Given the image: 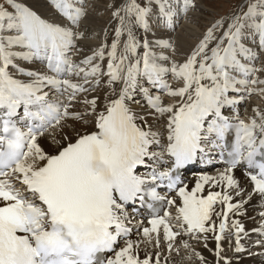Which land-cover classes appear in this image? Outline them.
Wrapping results in <instances>:
<instances>
[{
	"label": "snow or ice",
	"instance_id": "snow-or-ice-1",
	"mask_svg": "<svg viewBox=\"0 0 264 264\" xmlns=\"http://www.w3.org/2000/svg\"><path fill=\"white\" fill-rule=\"evenodd\" d=\"M205 11L0 0V264L264 256V0Z\"/></svg>",
	"mask_w": 264,
	"mask_h": 264
},
{
	"label": "bare ground",
	"instance_id": "bare-ground-1",
	"mask_svg": "<svg viewBox=\"0 0 264 264\" xmlns=\"http://www.w3.org/2000/svg\"><path fill=\"white\" fill-rule=\"evenodd\" d=\"M205 6V5H204ZM189 25H187L186 23L184 24V28H188ZM202 29V28H201ZM182 31V30H181ZM183 32V31H182ZM199 35V33L197 32L194 35H190L189 36V43L190 44H194L196 42V37ZM254 98V102L253 104H257V103H262L264 104V101H261L259 98L257 97H253ZM209 174H214V173H209ZM253 214L250 216H253L254 213L256 214V212H252ZM249 224H252V222H250ZM256 225H252L251 228L255 227ZM209 247H214V243L210 241L209 243ZM198 250H200L203 255H205L208 259L209 258H213L212 254L209 253L206 249L203 248L202 245H197ZM185 254L183 252H181L180 256H173V259L175 260V264H190L189 261H187L186 259H184ZM193 264H199L198 261H194ZM243 264H264V258L262 257H254V259L252 260H247L245 261Z\"/></svg>",
	"mask_w": 264,
	"mask_h": 264
},
{
	"label": "rangeland",
	"instance_id": "rangeland-1",
	"mask_svg": "<svg viewBox=\"0 0 264 264\" xmlns=\"http://www.w3.org/2000/svg\"><path fill=\"white\" fill-rule=\"evenodd\" d=\"M201 2L205 5V8L207 9L204 15L200 17L201 28L203 29V26L206 25L214 16L226 13L236 3H238L239 0H201Z\"/></svg>",
	"mask_w": 264,
	"mask_h": 264
}]
</instances>
